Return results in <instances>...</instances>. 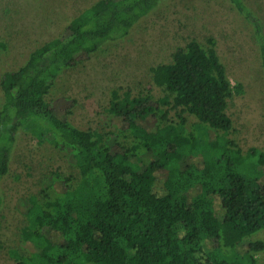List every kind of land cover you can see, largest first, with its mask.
Instances as JSON below:
<instances>
[{
  "label": "trees",
  "instance_id": "obj_1",
  "mask_svg": "<svg viewBox=\"0 0 264 264\" xmlns=\"http://www.w3.org/2000/svg\"><path fill=\"white\" fill-rule=\"evenodd\" d=\"M159 1L96 0L1 74L2 159L22 128L63 149L77 171L74 179L52 172L39 194L17 200L26 222L20 249H8L14 264H259L264 241L247 236L264 230V149L243 152L229 137L227 100L242 84L231 85L213 37L189 40L157 66L158 95L112 89L119 131L80 129L45 99L63 68ZM230 1L264 58L260 17ZM184 113L200 126L195 132Z\"/></svg>",
  "mask_w": 264,
  "mask_h": 264
},
{
  "label": "rangeland",
  "instance_id": "obj_2",
  "mask_svg": "<svg viewBox=\"0 0 264 264\" xmlns=\"http://www.w3.org/2000/svg\"><path fill=\"white\" fill-rule=\"evenodd\" d=\"M96 0H0V77L24 63L35 47L61 33L71 17ZM264 25V0H243ZM123 34L102 39L98 49L63 68L45 99L63 111L80 129L119 131L111 117L110 92L130 98L149 91L158 95L155 69L171 61L172 52L191 39L215 48L231 85L242 93L227 100L226 112L233 138L243 152L264 149V58L251 25L230 0H160L137 19L121 24ZM3 95L0 89V105ZM174 111L169 112L172 116ZM187 116L186 129L200 127ZM58 172L74 179L77 171L66 152L20 128L6 159L0 156V264H14L9 248L20 249L24 216L16 208L19 198L39 194L44 178ZM53 194L54 189H48ZM247 239L264 241V230ZM227 250V249H225ZM264 264V249L256 253Z\"/></svg>",
  "mask_w": 264,
  "mask_h": 264
}]
</instances>
